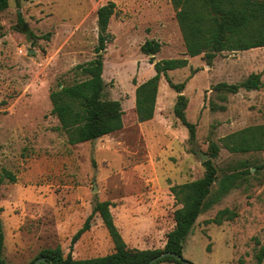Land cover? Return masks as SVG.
<instances>
[{
    "label": "rangeland",
    "instance_id": "1",
    "mask_svg": "<svg viewBox=\"0 0 264 264\" xmlns=\"http://www.w3.org/2000/svg\"><path fill=\"white\" fill-rule=\"evenodd\" d=\"M110 1L116 10L102 53L103 76L106 96L122 102L123 114L120 121L100 122L94 140L70 144L52 113L50 93L85 78L76 66L96 57L97 10ZM9 2L0 12V170H11L17 181L0 184L7 260L28 263L57 245L66 256L96 202L104 200L111 202L131 248L164 249L176 226L175 212L185 208L182 187L190 195L187 210H193L191 186L206 172L200 149L217 169L210 198L225 176L233 174L234 181L198 216L183 254L195 264H255L264 246V151L232 152L224 138L264 124V47L222 51L210 65L198 55L168 72L174 82L186 81L187 117L197 124L191 142L188 127L174 113L178 93L165 76L154 117L139 121L136 113V89L156 74L154 63L187 57L171 0ZM150 39L162 45L156 55L142 51ZM252 73L262 74L260 89L233 93L218 85L239 84ZM227 207L235 212L233 219L209 221ZM113 251L109 231L95 213L91 228L75 242L73 257Z\"/></svg>",
    "mask_w": 264,
    "mask_h": 264
},
{
    "label": "trees",
    "instance_id": "2",
    "mask_svg": "<svg viewBox=\"0 0 264 264\" xmlns=\"http://www.w3.org/2000/svg\"><path fill=\"white\" fill-rule=\"evenodd\" d=\"M176 10V19L180 26L186 54L194 57L203 55L207 64L222 51H244L258 47H264V0H171ZM9 0H0V12L9 7ZM116 10V3L110 1L97 10L99 37L96 47V57L92 60L78 64L79 70L85 78L72 84L59 85L50 93L52 113L60 121V129L65 132L70 144L91 141L97 137V125L100 122L120 121L123 114L122 102L118 99H110L106 96V82L104 79L103 51L111 39L108 27ZM161 43L157 40H147L142 45V51L146 54L156 55L161 50ZM152 62L154 57L151 58ZM189 65V59L168 58L154 63L156 74L140 84L136 89V113L139 121H147L154 117L158 86L161 78L166 77L168 83L178 93L174 113L177 118L190 131V141L194 142L197 135V124L187 117L189 99L184 90L186 81L174 82L168 72ZM261 73H252L239 84L223 82L219 86L226 87L236 93L241 88L247 90L260 89L262 87ZM224 144L232 152L264 151V124L251 125L239 131L233 132L224 138ZM206 172L203 178L195 181L191 186L194 191V207L187 210L190 195L186 194V187H182L181 199L185 208L175 212L176 226L168 233L167 243L164 249H140L131 248L118 228L113 213L111 202L98 201L94 205L92 213L87 217L84 225L75 233L72 239V248L65 256L61 245L54 248L43 249L38 256L28 263L35 264L39 257H46L50 264H145L153 257L163 252H173L182 256V259L170 255L155 262L160 264L166 260H173L179 264L188 261L184 256V241L190 233L198 216L228 191L229 182H233V174L225 176L220 182L218 192L211 198V186L216 180L217 169L211 159L204 162ZM6 179L17 181L14 172L8 169L0 170V184ZM0 207V264H11L5 256V235ZM95 213H99L107 227L114 243V251L87 259L73 257V247L83 233L91 228V222ZM235 212L230 208L219 210L215 217L209 221L222 224L225 219L231 220ZM255 264L264 262V246H261L256 255ZM40 264H48L42 262Z\"/></svg>",
    "mask_w": 264,
    "mask_h": 264
},
{
    "label": "water",
    "instance_id": "3",
    "mask_svg": "<svg viewBox=\"0 0 264 264\" xmlns=\"http://www.w3.org/2000/svg\"><path fill=\"white\" fill-rule=\"evenodd\" d=\"M151 55H153V54H151ZM197 152H198V154L200 155L201 160H203V161H207V160L209 159V154H208V153H206V152H204V151H202V150H200V149L197 150ZM95 189H96V188H95ZM95 189H94V190H95ZM170 255L176 257L177 259H182V256H180V255L177 254V253H173V252H163V253H161V254H159V255L153 257L151 260H149V261H148L147 263H145V264H154L155 262H157V261L163 259V258L166 257V256H170ZM42 262H46V263L50 264V262L47 260L46 257H39V258H37V259L35 260V264H40V263H42ZM185 263H186V264H192V263H190V262H188V261H185Z\"/></svg>",
    "mask_w": 264,
    "mask_h": 264
},
{
    "label": "crops",
    "instance_id": "4",
    "mask_svg": "<svg viewBox=\"0 0 264 264\" xmlns=\"http://www.w3.org/2000/svg\"><path fill=\"white\" fill-rule=\"evenodd\" d=\"M187 55V54H186ZM189 57V58H188ZM195 57V56H194ZM187 58L189 59V62L191 61V56L187 55Z\"/></svg>",
    "mask_w": 264,
    "mask_h": 264
}]
</instances>
